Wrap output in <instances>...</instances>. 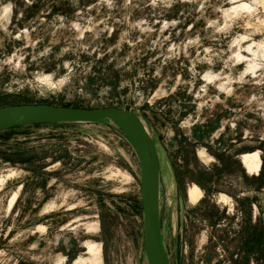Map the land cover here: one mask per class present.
<instances>
[{
	"label": "rangeland",
	"instance_id": "1",
	"mask_svg": "<svg viewBox=\"0 0 264 264\" xmlns=\"http://www.w3.org/2000/svg\"><path fill=\"white\" fill-rule=\"evenodd\" d=\"M18 104L135 109L169 264H264V0H0V107ZM0 264H145L122 137L0 131Z\"/></svg>",
	"mask_w": 264,
	"mask_h": 264
},
{
	"label": "water",
	"instance_id": "2",
	"mask_svg": "<svg viewBox=\"0 0 264 264\" xmlns=\"http://www.w3.org/2000/svg\"><path fill=\"white\" fill-rule=\"evenodd\" d=\"M99 124L122 137L138 165L142 257L145 264H169L161 235L159 165L154 141L144 118L135 109L116 106L81 108L49 104L0 107V131L36 124Z\"/></svg>",
	"mask_w": 264,
	"mask_h": 264
},
{
	"label": "bare ground",
	"instance_id": "3",
	"mask_svg": "<svg viewBox=\"0 0 264 264\" xmlns=\"http://www.w3.org/2000/svg\"><path fill=\"white\" fill-rule=\"evenodd\" d=\"M241 160H240L241 164L244 165V167L248 170V172L257 173L258 170L260 169V158L257 152L243 154L241 156ZM194 189L197 190V187L195 186ZM88 249L89 251L93 252L94 256L96 255L98 258L100 257V249L97 244L88 245Z\"/></svg>",
	"mask_w": 264,
	"mask_h": 264
},
{
	"label": "trees",
	"instance_id": "4",
	"mask_svg": "<svg viewBox=\"0 0 264 264\" xmlns=\"http://www.w3.org/2000/svg\"><path fill=\"white\" fill-rule=\"evenodd\" d=\"M36 125H43V126H62L63 125L64 126V125H70V124H36ZM19 127H22V126H19ZM19 127H16V128H19ZM6 130H8V129H6ZM262 174H263V170L261 168V169H259V173L255 177H253V179H257V180L261 179V177H262L261 175ZM241 247H242L243 251L247 250L244 247V245H241Z\"/></svg>",
	"mask_w": 264,
	"mask_h": 264
},
{
	"label": "clouds",
	"instance_id": "5",
	"mask_svg": "<svg viewBox=\"0 0 264 264\" xmlns=\"http://www.w3.org/2000/svg\"><path fill=\"white\" fill-rule=\"evenodd\" d=\"M5 11H7V9H5Z\"/></svg>",
	"mask_w": 264,
	"mask_h": 264
},
{
	"label": "flooded vegetation",
	"instance_id": "6",
	"mask_svg": "<svg viewBox=\"0 0 264 264\" xmlns=\"http://www.w3.org/2000/svg\"><path fill=\"white\" fill-rule=\"evenodd\" d=\"M244 252V251H243ZM244 254V253H243ZM244 258V257H243Z\"/></svg>",
	"mask_w": 264,
	"mask_h": 264
}]
</instances>
